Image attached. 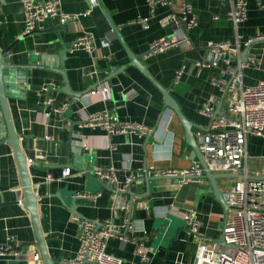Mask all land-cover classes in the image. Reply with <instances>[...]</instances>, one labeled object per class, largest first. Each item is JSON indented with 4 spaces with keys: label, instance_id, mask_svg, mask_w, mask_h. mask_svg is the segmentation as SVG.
<instances>
[{
    "label": "crops",
    "instance_id": "0c3cea01",
    "mask_svg": "<svg viewBox=\"0 0 264 264\" xmlns=\"http://www.w3.org/2000/svg\"><path fill=\"white\" fill-rule=\"evenodd\" d=\"M181 2L175 0L173 8L180 9ZM61 3L66 14H89L65 24L54 18V24L61 26L60 40L56 33L48 32L46 22L39 29L42 32L23 38L10 51L12 64L30 67L25 98H10L9 106L22 150L29 159L34 192L41 197L39 214L49 253L58 264L75 257L80 230L68 206L77 194H100L95 199H78L77 210L85 219L100 223L108 220L117 226L129 219L138 229L134 236L151 254L150 264L180 261L190 264L200 244L213 246L221 239L227 217L224 207L212 195L207 179L180 186L175 179L155 180L157 177L149 171L152 166L157 170L185 171L198 160L194 159V151L178 117L165 109L161 92L131 66L125 46L104 13L110 14L130 52L144 56L154 41L172 35L173 27L161 28L158 23L169 9L158 7L150 18L146 0H99V6L92 10L88 0H61ZM191 4L197 19V26L189 31L192 45L145 56L142 63L157 83L170 90L186 119L194 125L195 135L199 130H208L214 117L229 114L223 91L212 83L213 78L222 79L220 70L202 69L197 75L194 67L196 61L207 58L209 42H230L236 46L239 41L240 53L231 61L235 67L239 60L248 62L242 70L244 85L264 82V38L246 45L250 39L264 36V0L261 6L257 0H247V19L238 29L226 17L232 10L230 0H191ZM216 16L220 18L215 20ZM143 18H150L149 29L136 23ZM23 29L21 0H0V48L6 49L15 42ZM84 32L95 37L93 53L68 51L63 69L70 91L83 94L76 99L65 93V79L54 66L59 67L56 57L64 45L72 48ZM45 55L49 59L42 66L41 57ZM183 64L187 65V72L176 84V71ZM222 68H225L223 63ZM225 79L229 81L230 77ZM48 85L55 88L39 95V90ZM44 99L53 101L52 108L43 104ZM208 103L213 109L212 116L201 115L200 109ZM66 104L69 108L63 114L54 112ZM104 111L116 115L122 122L142 123L150 132L144 137L135 134L107 137L101 128L81 127L88 116ZM247 151L249 175L264 172V138L250 136ZM83 152L89 155L81 163ZM66 168L71 169L70 176L62 179ZM96 168L115 169L120 183L129 173L135 175L131 193L128 188L115 196V192L100 184L101 180L94 175ZM49 174L54 181L47 182ZM218 175H224L217 180L223 195L239 178L226 173ZM143 179L153 180L149 189ZM19 200L23 201L22 182L12 148L6 142L0 112V245L13 237L21 251V256L13 253L0 256V264H36L27 258L39 251L31 215ZM119 200L130 204V212L117 208ZM192 208L199 213L203 237L192 234L185 223L168 239L165 222L171 218L184 221L182 214ZM137 251L138 246L117 237L107 244V253L123 259V264H139Z\"/></svg>",
    "mask_w": 264,
    "mask_h": 264
},
{
    "label": "built area",
    "instance_id": "2783aa9c",
    "mask_svg": "<svg viewBox=\"0 0 264 264\" xmlns=\"http://www.w3.org/2000/svg\"><path fill=\"white\" fill-rule=\"evenodd\" d=\"M90 9L99 6V0H88ZM232 10L226 15L235 29L247 19V0H230ZM151 16L158 7H165L168 12L158 20L161 28L173 27L171 36L154 41L148 51V56L162 54L175 48H187L192 45L189 31L197 26V19L193 13L191 0H182L180 9L175 10V0H146ZM259 6L262 0H257ZM24 12V29L22 35H29L36 29H40L46 23L47 18H59L61 24L68 21L86 17L89 13L70 15L62 11L61 0H21ZM150 18L139 19L136 23L144 29H149ZM220 17H214L218 20ZM2 23V22H1ZM239 35H237L238 37ZM240 38V37H239ZM258 36L247 41L246 45L255 40L263 39ZM95 47V37L90 32H84L72 45V52L84 51L92 54ZM207 58L194 63L197 75L202 69H219L222 79L213 78L212 83L223 91L229 107V114L214 117L208 130H199L195 133L199 149L205 159L207 170L214 174L226 173L239 176L235 184L224 193L223 197L229 206L222 235L224 244L216 242L213 246L199 245L190 264H264V172L253 176L249 175L246 166L248 159V138L250 136L264 138V82L256 86H245L242 79V70L248 66V62L238 61L237 66L232 65V57L240 53L239 41L236 46L230 42L207 45ZM225 68L221 69V64ZM187 72V65L183 64L177 71L175 83L178 84L183 74ZM225 77H230L227 81ZM54 85H48L39 90V95L46 94ZM105 92H107L105 90ZM91 94H94L92 92ZM46 107H51L53 101L44 99ZM69 105L54 109L55 113L63 114ZM213 109L210 103L205 104L199 111L201 115L212 116ZM47 116L50 113H46ZM81 127L92 129L101 128L107 137L113 135L135 134L144 137L150 132V128L142 123L122 122L119 118L108 111L88 116ZM86 149V146H83ZM149 171L156 177L177 178L180 186L189 182L200 183L203 169L198 161L185 171L157 170L154 166ZM70 168L63 170L62 179L69 177ZM94 175L103 181L116 184L119 193L125 192L134 184L137 178L129 173L123 183L116 178L115 169L103 170L96 168ZM60 179V180H62ZM47 182L55 179L47 175ZM132 186V185H131ZM120 195L118 193L115 196ZM76 197L83 199L99 198L98 195L77 194ZM22 205V200H19ZM117 208L125 213L130 212V204L117 203ZM182 218L191 230V233L203 237L200 232L201 224L199 213L196 209H188L182 214ZM73 219L78 223L79 249L75 257L64 264H123V259L107 253L108 241L117 237L124 243H132L138 246L139 264H150L151 254L145 245L134 236L137 232L133 221L126 219L120 225H114L112 221L100 223L98 220H87L73 214ZM131 233V235L129 234ZM16 239L9 237L7 243L0 245V256L13 253L21 256ZM14 250V251H13ZM36 264H42L39 251H34L31 256ZM177 264H184L181 261Z\"/></svg>",
    "mask_w": 264,
    "mask_h": 264
},
{
    "label": "water",
    "instance_id": "95a60500",
    "mask_svg": "<svg viewBox=\"0 0 264 264\" xmlns=\"http://www.w3.org/2000/svg\"><path fill=\"white\" fill-rule=\"evenodd\" d=\"M112 29L113 32L117 35L119 40L122 42V44L125 46V49L127 50L130 58V64L131 66H134L137 68L143 75L161 92L164 98V105L165 109L169 110L172 114L176 115L185 128L186 131V136H187V142L188 144L192 147L194 153V159H197L198 162L201 164L203 172L201 175L202 179H207L210 181V185L212 188V195L214 198L220 202L223 207L226 216L228 215L229 211V206L226 204L223 194L221 193L217 180L221 178V176L224 175H218L211 173L210 171L207 170L206 162L205 159L199 149L198 142L195 138L194 132H193V127L194 125L188 121L183 114L180 105L178 102L174 99V97L171 95L170 90L163 88L159 83H157L151 74L148 72L146 66L142 63V59L145 56H148L149 54L146 53L144 56H135L133 55L130 50L127 48L125 45L122 37L120 36L119 33V28L113 23L111 16L109 13L104 12ZM46 22L48 23L49 26V31L48 32H54L58 36V40L61 39L60 37V31H61V26L55 25L53 22L52 18H47ZM39 31V29H36L29 35H22L19 37L15 42H13L11 45H9L6 49H1L0 48V112L1 116L3 118V125H4V133L6 137V142L11 146L13 155L15 158V161L17 163V167L19 170L21 182H22V193H23V201L22 204L24 207L27 209V211L31 215V220L33 223V228L35 232V237H36V243L35 245L38 247L39 252L41 254L42 258V264H58L54 261V259L51 257L49 253V249L47 246L46 242V237L41 225V218L39 214V201L41 199L40 196H38L34 192L33 188V182L32 178L30 175L29 171V159L25 155V153L22 150L21 147V139L19 134L17 133L10 106H9V99L10 98H17V99H23L25 98V83L27 80V70L30 69V67H25L21 65H14L11 63V56H10V51L11 49L23 38L32 36ZM72 50V48L67 47L64 45L63 50L59 53H57L56 59L59 60V67L56 65L54 66L55 69L61 73L65 79V93L75 97L76 99H80L83 94H76L72 93L69 89L68 82L66 80V75L65 72L63 71L64 69V62L65 59L67 58V53L68 51ZM46 59H49L48 55H45L44 57H41V64L46 65ZM247 59V55H245L244 60ZM86 95V94H85ZM82 124V123H81ZM87 155L89 153L83 152L82 153V159H80L81 163L85 162L87 159ZM89 157V156H88ZM86 158V159H85ZM79 160V159H78ZM78 166V165H77ZM82 164L80 169H82ZM89 177H92V175L89 174ZM167 179H177V178H171V177H157L155 180H167ZM142 181L147 183L148 189L150 188V182L153 181L152 179L147 180L143 179ZM136 182V181H135ZM134 182V183H135ZM100 184L106 188L110 189L111 191L119 193L115 188L114 184L108 182V181H100ZM132 185V184H131ZM131 185L129 188V191H131ZM131 193V192H130ZM135 197V196H133ZM78 199H81L79 197H75V199L72 200L71 205L68 206V209L75 215L80 218H84L83 215H81L78 210H77V201ZM219 244H224V236L222 235L221 239L218 241Z\"/></svg>",
    "mask_w": 264,
    "mask_h": 264
},
{
    "label": "rangeland",
    "instance_id": "374dc122",
    "mask_svg": "<svg viewBox=\"0 0 264 264\" xmlns=\"http://www.w3.org/2000/svg\"><path fill=\"white\" fill-rule=\"evenodd\" d=\"M235 182V181H234ZM232 183V185H234L235 183ZM91 193L93 192L92 189ZM185 226V222H179L177 219L175 218H171V220L169 219L167 222H165V228H168V233H167V238L170 239L177 230H179L180 228Z\"/></svg>",
    "mask_w": 264,
    "mask_h": 264
}]
</instances>
